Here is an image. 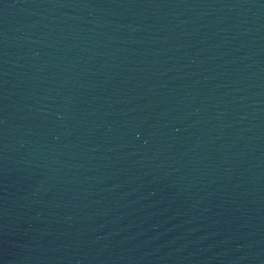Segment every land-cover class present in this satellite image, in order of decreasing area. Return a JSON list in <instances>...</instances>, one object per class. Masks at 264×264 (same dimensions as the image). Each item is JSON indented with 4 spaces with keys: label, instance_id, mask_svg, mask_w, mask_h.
<instances>
[{
    "label": "water",
    "instance_id": "water-1",
    "mask_svg": "<svg viewBox=\"0 0 264 264\" xmlns=\"http://www.w3.org/2000/svg\"><path fill=\"white\" fill-rule=\"evenodd\" d=\"M0 264H264V0H0Z\"/></svg>",
    "mask_w": 264,
    "mask_h": 264
}]
</instances>
